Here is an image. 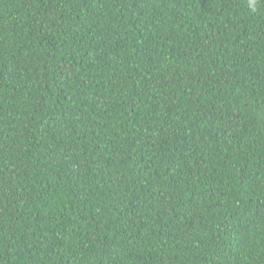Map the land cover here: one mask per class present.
I'll use <instances>...</instances> for the list:
<instances>
[{"label": "trees", "instance_id": "16d2710c", "mask_svg": "<svg viewBox=\"0 0 264 264\" xmlns=\"http://www.w3.org/2000/svg\"><path fill=\"white\" fill-rule=\"evenodd\" d=\"M0 0V264H264V0Z\"/></svg>", "mask_w": 264, "mask_h": 264}, {"label": "clouds", "instance_id": "9594fccd", "mask_svg": "<svg viewBox=\"0 0 264 264\" xmlns=\"http://www.w3.org/2000/svg\"><path fill=\"white\" fill-rule=\"evenodd\" d=\"M248 7L252 10L255 11L257 7V0H249Z\"/></svg>", "mask_w": 264, "mask_h": 264}]
</instances>
